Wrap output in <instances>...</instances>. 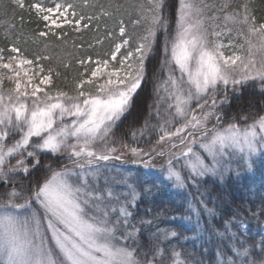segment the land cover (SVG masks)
<instances>
[{
  "label": "snow or ice",
  "instance_id": "obj_1",
  "mask_svg": "<svg viewBox=\"0 0 264 264\" xmlns=\"http://www.w3.org/2000/svg\"><path fill=\"white\" fill-rule=\"evenodd\" d=\"M4 7L26 10L36 28L16 31L9 21L3 33L6 48L0 47V182L5 186L0 192V264H187L182 252L162 247L178 236L173 229L157 228L145 244L137 243L142 233L132 223L133 209L156 185L121 179L118 183L129 189L121 198L108 176L101 182L99 162H126L128 152L133 163L155 167L154 160L164 158L159 168L173 187L192 185L199 191L205 177L223 179L231 171L226 161L247 163L257 152L264 154V109L228 118L220 112L228 97L217 95L220 85L226 90L248 81H259L264 90V16H257L255 0L232 11L228 3L217 9L203 0H178L171 31L170 20L162 15L163 0L128 5L137 15L131 23L141 28L135 47L121 20L119 42L95 56L79 55L85 50L82 33L94 25L99 31V21L124 5L111 0L106 5L101 0H9ZM220 19L223 27L216 23ZM230 25L243 43L224 42L233 31ZM161 29L167 38L163 78L154 74L155 111L131 131L133 140L147 135L154 142L147 149L118 143L115 127L145 79V61ZM102 42L88 43L87 50ZM22 44H30L32 53ZM53 47L74 57L82 69L71 91L55 83L61 72L51 65ZM57 65L70 67L59 59ZM63 79L67 86V75ZM41 155L52 157L45 175L26 188L8 190L10 175L19 170L30 174L28 166L39 167ZM13 157H18L15 164ZM65 158L68 163H61ZM188 208L199 217L192 200ZM204 208L214 215L206 204ZM138 223L151 226L152 221L141 217ZM243 227V221L224 225L222 235H230L236 257L227 264H264V242L246 246L237 240Z\"/></svg>",
  "mask_w": 264,
  "mask_h": 264
},
{
  "label": "trees",
  "instance_id": "obj_2",
  "mask_svg": "<svg viewBox=\"0 0 264 264\" xmlns=\"http://www.w3.org/2000/svg\"><path fill=\"white\" fill-rule=\"evenodd\" d=\"M241 1V0H240ZM30 2V0H28ZM110 0H101L105 5ZM113 3H120L125 8L106 19L99 21V31L95 29V25L91 30L82 33V39L85 43V50L79 53L80 56H95V52H108L114 43L119 42V27L121 20L128 28V35L133 37L132 47L135 46V37L138 34L139 27L133 26L132 19H136L137 15L133 8L127 7L140 0H111ZM9 0H0V47H5L7 42L3 39L4 28L9 21L16 26V31L30 32L36 28L34 18L29 16V13L19 9L13 10L11 7L5 8ZM164 8L162 15L165 19L170 20V31L174 29V14L178 0H163ZM257 8V16H264V0H255ZM23 16L24 23L21 25L20 17ZM32 20V23L28 21ZM111 32L112 38L108 37ZM102 40V44H96L94 51L87 50L88 43H96L97 39ZM167 37L163 29L160 30L157 37V42L145 61V79L141 86L137 89L130 101L129 111L122 117L121 121L115 127V139L129 143L130 145L139 144L131 137V131L134 128L140 127L144 120L148 118V114L155 105L156 96L153 92L156 84L155 76L163 78V73L160 71L163 58V42ZM28 48L29 53H32L30 44L24 45ZM73 51L74 50H70ZM50 54L54 57L51 62L53 67H58L61 72V78L56 80L57 86L66 88L71 91L70 85L75 79H78V72L82 69L78 68L74 57H70L67 53L61 52L58 48H50ZM68 62L70 67L64 69L57 65V60ZM48 66V62H45ZM68 77V85H65L64 76ZM6 82V81H5ZM6 84V83H5ZM227 95L228 100L220 108V112L224 113L228 118L243 115L254 116L264 109V90L261 89L259 81H248L242 83L235 88L226 89L219 95L223 98ZM127 133L125 136L124 134ZM41 164L35 169L29 170L30 174L13 175L10 181H13L7 186L11 190L13 186L20 190L32 184L37 178L45 175L44 166L51 162V155H41ZM61 163H68L65 159ZM30 167H32L30 165ZM9 181V182H10ZM14 184V185H12ZM5 190V186L0 183V192ZM191 193V195L189 194ZM192 200L193 204L199 210V217L188 208V201ZM203 200V204L200 201ZM204 204L208 209L213 210L214 215H209L204 208ZM264 179L261 177H244L242 179L229 178L219 182L213 179L206 178L201 181L199 191L196 188H191L188 193L179 192H161L155 195L139 199L134 207L135 218L132 223L142 233L138 244H145L147 238L159 229H173L178 233L176 238L171 239V245L164 242L162 247L176 248L177 251L183 253L182 259L187 264H227L229 259H236L234 253L230 251L233 246V241L230 235H222L225 232L224 225L227 221L236 223L243 221L247 226V230L239 229L240 235L237 240H243L246 246L252 244L259 245L264 242L261 234V229L264 228ZM158 213H161L158 215ZM144 218L145 221H152L151 226L147 223L141 225L138 223L139 218ZM232 233H236L237 229L232 228ZM129 245L136 247L132 241ZM259 249L257 248V251ZM145 249H141V256ZM243 259L242 257L240 258Z\"/></svg>",
  "mask_w": 264,
  "mask_h": 264
},
{
  "label": "rangeland",
  "instance_id": "obj_3",
  "mask_svg": "<svg viewBox=\"0 0 264 264\" xmlns=\"http://www.w3.org/2000/svg\"><path fill=\"white\" fill-rule=\"evenodd\" d=\"M141 2H143V0H140V3ZM203 2L210 4V5H215V7L217 9L220 8V6L222 4L228 3L231 5L229 11H232V10L238 8L239 5L243 4L245 2V0H241V1L240 0H203ZM137 3H139V2H135L133 4H137ZM212 11L213 10L210 9L208 14L211 15ZM216 23L221 25V27H223V20L222 19L217 20ZM230 27H233V31L230 34V36L228 34H226L222 38L224 40V42L227 43L228 39L231 38V39H233V42L235 44L243 43V40L240 37L236 36L235 26L230 25ZM126 30L128 31L127 27H126ZM140 31H141V28H138L137 29L138 34L140 33ZM138 34H136V35H138ZM135 44H136V41H135ZM133 47H135V46H133ZM225 51L227 53L230 50L226 49ZM5 83H6L4 85L5 88L10 86L7 81ZM231 87H232V85H229L227 87V89H231ZM224 90H225L224 86L220 85L217 95L219 96L221 94V92H223ZM129 107H130V105H129ZM128 111H129V109H128ZM154 111H155V105H154V108L152 109L151 112L154 113ZM120 121L117 122V125ZM150 122H154V121H150ZM138 140H139V144H137V145H139L140 147L145 148V149L149 148L151 143L154 142V140L150 142L147 135H145V137L143 139L137 138L134 141H138ZM117 142H118V140H117ZM132 146H136V145H132ZM17 158L18 157L11 158V161H10L11 164H15ZM124 160L126 162L115 161V160H113V161H100L99 162V173L101 176V182L103 183L104 176H108L112 181L111 186L113 187L114 192L117 195H120L121 198H123L124 193L129 191V189L124 184L118 183L121 179L129 180L130 182L136 181L141 185H143L145 183L149 186L156 185V187L153 188L151 195H155V194L161 193L163 191L164 192L173 191V192H179V193H188L191 188H194V186H192V185H189V187L186 189H178V188L173 187L172 182L166 180V178L164 177L163 173L160 171V168H159V165L164 163V158L157 157L154 160V164L156 165L155 167H145L142 163H133L134 157L128 152H125ZM225 164L227 167L231 168V171L226 172L223 179H221L220 176H216V177L208 176V177H205L204 179L209 178V179H213V180L219 181V182L225 181L229 178L242 179L244 177L246 178V177H256V176L264 179V154H262L261 152H257L254 156L249 158L247 163H244L242 161L233 160L230 162L226 161ZM249 165H250V167H249ZM28 167H29V170L32 169V167H30V165ZM19 173L25 174L22 170H19L16 173H13L10 175L9 181L11 180L13 175H16ZM11 182H13V181H10L9 183H11ZM0 183H2V182H0ZM9 183L7 186L10 187L11 184H9ZM12 185H14V184H12ZM138 191H139V189H138ZM246 229H247V227L244 225L242 230L245 231ZM261 234L264 238V228L261 230Z\"/></svg>",
  "mask_w": 264,
  "mask_h": 264
}]
</instances>
